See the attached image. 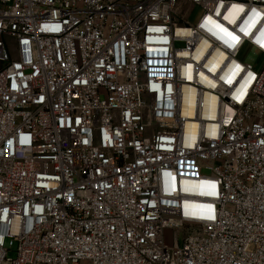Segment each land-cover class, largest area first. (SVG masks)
Returning a JSON list of instances; mask_svg holds the SVG:
<instances>
[{"label": "built area", "instance_id": "obj_1", "mask_svg": "<svg viewBox=\"0 0 264 264\" xmlns=\"http://www.w3.org/2000/svg\"><path fill=\"white\" fill-rule=\"evenodd\" d=\"M247 47L264 0H0V264H264Z\"/></svg>", "mask_w": 264, "mask_h": 264}, {"label": "rangeland", "instance_id": "obj_2", "mask_svg": "<svg viewBox=\"0 0 264 264\" xmlns=\"http://www.w3.org/2000/svg\"><path fill=\"white\" fill-rule=\"evenodd\" d=\"M178 16H185L188 17V21L191 24H195L201 15L200 8H193L186 3H181L178 6ZM179 47H182L179 45ZM242 58L246 60L247 63L251 64L256 71L260 72L264 67V56L258 54L251 48L247 47L242 52ZM204 175H211L210 171H203ZM15 255L14 253L9 254V258H13Z\"/></svg>", "mask_w": 264, "mask_h": 264}]
</instances>
